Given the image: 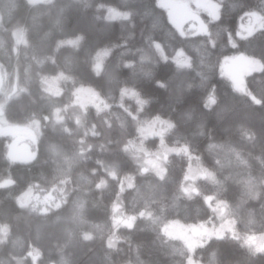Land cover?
<instances>
[{"label":"trees","instance_id":"1","mask_svg":"<svg viewBox=\"0 0 264 264\" xmlns=\"http://www.w3.org/2000/svg\"><path fill=\"white\" fill-rule=\"evenodd\" d=\"M210 1L219 17L203 12L208 32L185 36L158 0H0V66L23 88L5 114L41 130L29 162L0 137V182L12 181L0 187V264H264L247 241L264 236V29L239 35L264 0ZM238 56L261 64L243 93L222 74ZM79 88L105 108L78 106ZM157 121L168 130L145 136ZM163 151V176L143 169L146 152ZM34 185L62 187L66 201L33 212L18 198ZM116 206L131 228L115 230ZM222 216L233 232L191 254L162 230L219 228Z\"/></svg>","mask_w":264,"mask_h":264},{"label":"rangeland","instance_id":"2","mask_svg":"<svg viewBox=\"0 0 264 264\" xmlns=\"http://www.w3.org/2000/svg\"><path fill=\"white\" fill-rule=\"evenodd\" d=\"M158 4L165 8L168 12L170 22L180 31L182 35H197L206 34L208 32L207 23L202 17V13L208 14L212 19L219 17V6L210 0H158ZM1 23V16H0ZM264 29V17L258 14H249L240 23V33L242 37L249 36L256 31ZM21 40V36L18 38ZM261 64L257 60L251 58L238 56L224 61L222 65V74L228 78L233 87L238 92H246L245 79L246 76L252 72L259 70ZM58 82L51 80L48 83V90L53 94H58ZM23 88L15 79L12 85H6L4 72L0 66V137H4L8 143V151L12 143L22 138L21 144H26L35 153L38 141L41 136L40 122L37 120L29 123H13L10 122L5 114L7 103L19 96ZM76 103L78 106L84 108L88 105L96 106L97 108H105V103L99 96L90 89L79 88L76 96ZM53 121L61 123L63 117L60 110H55ZM169 128V125L163 121L150 123L144 129L145 136H162ZM169 151H163L161 154H154L146 152L142 159V166L144 170H150L157 173L159 176L165 174V169L162 161L168 156ZM9 154V153H8ZM10 157V156H9ZM203 175V174H202ZM195 173L188 175L189 180L196 178ZM12 181L7 178L0 182V187L11 185ZM191 190V185L186 188V192ZM67 198V191L62 188L43 189L40 186H32L30 190L25 191L18 198L19 202L28 206L33 212L46 213L57 209L64 204ZM226 212L223 209L222 215ZM223 223L219 228H209L204 225L191 226L184 225L179 222H171L162 228L163 233L170 239L181 241L189 253H193L195 248L202 244L204 240L210 237L222 238L225 235L233 232L231 222L224 216ZM113 221L115 230L121 227L131 228L134 225L135 217L126 216L121 212L120 207L116 206L113 213ZM250 244L259 249L264 250V236L249 237L247 240ZM187 264H197L189 257Z\"/></svg>","mask_w":264,"mask_h":264},{"label":"water","instance_id":"3","mask_svg":"<svg viewBox=\"0 0 264 264\" xmlns=\"http://www.w3.org/2000/svg\"><path fill=\"white\" fill-rule=\"evenodd\" d=\"M20 142H22V138L15 140L10 146L9 149L10 159L17 162L31 161L35 157V154H33L30 147L26 144H22L18 146Z\"/></svg>","mask_w":264,"mask_h":264}]
</instances>
